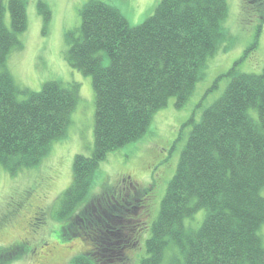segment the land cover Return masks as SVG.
<instances>
[{
	"label": "trees",
	"instance_id": "trees-1",
	"mask_svg": "<svg viewBox=\"0 0 264 264\" xmlns=\"http://www.w3.org/2000/svg\"><path fill=\"white\" fill-rule=\"evenodd\" d=\"M8 10L11 29L0 0V165L14 175L37 167L66 137L79 88L52 81L30 92L16 85L7 60L28 26L27 0H9ZM38 11L47 23L51 10L43 0ZM228 15V0H162L138 26L102 0L81 9L79 29L66 34L67 62L92 78L95 146L91 156H76L74 181L59 198L56 219L69 221L64 235L84 236L93 250L71 264H121L138 243L141 203L134 197L120 202L104 194L93 211L82 210L100 163L142 139L170 99L177 109L187 104L209 59L229 38ZM238 65L223 76L229 83L222 96L199 122L187 124L192 130L141 264H163L167 252L169 264H264V71L245 74ZM200 210L201 226L188 228L186 221Z\"/></svg>",
	"mask_w": 264,
	"mask_h": 264
},
{
	"label": "rangeland",
	"instance_id": "rangeland-1",
	"mask_svg": "<svg viewBox=\"0 0 264 264\" xmlns=\"http://www.w3.org/2000/svg\"><path fill=\"white\" fill-rule=\"evenodd\" d=\"M4 1L5 22L11 29L9 0ZM89 1L43 0L51 10V18L45 23L38 11L39 0H27L28 26L19 35L20 46L15 47L7 60L10 74L21 90L30 92H40L44 84L52 81L66 87L78 85L79 102L66 137L52 145L37 167L12 175L0 165V264H71L74 258L93 250L92 243L84 236L64 235L63 227L69 221L56 219L59 198L74 181L76 156H91L95 146L93 81L68 64L66 40L68 32L79 29L80 11ZM102 1L117 7L131 26H138L154 13L162 0ZM228 5L224 29L229 38L209 59L204 77L187 104L177 109L176 99H170L166 108L153 116L142 139L110 153L100 163L82 210L93 211V201L104 194L123 193L141 203L136 212L139 231L137 227L134 236L138 237V243L126 252L121 264H141L147 256L153 223L192 130L188 122L192 118L199 122L203 111L222 96L229 83L223 76L237 62L241 73L260 75L264 71V0H228ZM25 98L20 96V100ZM251 114L255 117L256 113ZM261 195L264 197V188ZM204 214L200 210L186 221V226L198 229ZM259 235L264 243V224ZM169 261L167 252L163 264Z\"/></svg>",
	"mask_w": 264,
	"mask_h": 264
},
{
	"label": "bare ground",
	"instance_id": "bare-ground-1",
	"mask_svg": "<svg viewBox=\"0 0 264 264\" xmlns=\"http://www.w3.org/2000/svg\"><path fill=\"white\" fill-rule=\"evenodd\" d=\"M118 194H120V195H118ZM113 197H116V198H118L119 200L121 199V200H123L124 198H126L127 196L126 195H124L123 193H117V195H113ZM149 240V239H148ZM147 240V241H148Z\"/></svg>",
	"mask_w": 264,
	"mask_h": 264
}]
</instances>
